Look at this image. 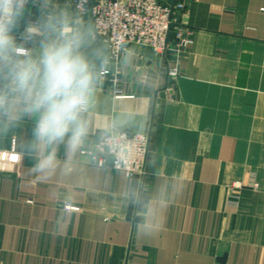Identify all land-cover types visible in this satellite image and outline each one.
Listing matches in <instances>:
<instances>
[{
    "label": "crops",
    "instance_id": "obj_1",
    "mask_svg": "<svg viewBox=\"0 0 264 264\" xmlns=\"http://www.w3.org/2000/svg\"><path fill=\"white\" fill-rule=\"evenodd\" d=\"M178 23L180 56L127 46L121 96L97 87L95 131L150 134L140 205L138 181L94 164V135L34 172L25 118L0 134V264H264V0H190Z\"/></svg>",
    "mask_w": 264,
    "mask_h": 264
},
{
    "label": "clouds",
    "instance_id": "obj_2",
    "mask_svg": "<svg viewBox=\"0 0 264 264\" xmlns=\"http://www.w3.org/2000/svg\"><path fill=\"white\" fill-rule=\"evenodd\" d=\"M94 41L92 25L55 0H0V134L34 121L24 152L35 155L36 173L56 168L58 145L74 157L93 135L91 156L121 163L116 133L126 121L93 129L97 87L109 67ZM142 187L137 182L130 194L137 206Z\"/></svg>",
    "mask_w": 264,
    "mask_h": 264
},
{
    "label": "built area",
    "instance_id": "obj_3",
    "mask_svg": "<svg viewBox=\"0 0 264 264\" xmlns=\"http://www.w3.org/2000/svg\"><path fill=\"white\" fill-rule=\"evenodd\" d=\"M60 1L79 13V18L92 21L95 36L105 44L108 57L109 67L102 82L108 83L116 96L122 94L121 62L127 46L148 48L160 57L176 50L178 57L192 43V32L178 23V16L190 0H175L174 6L165 0H88L83 5L81 0ZM177 73L175 69L171 75ZM116 134L123 137L120 164L113 165L102 156L93 158L94 144L88 154L95 165L123 172L129 181L142 182L147 174L150 134L126 129H119ZM242 188L241 182L233 183L232 198L236 197L233 192Z\"/></svg>",
    "mask_w": 264,
    "mask_h": 264
},
{
    "label": "water",
    "instance_id": "obj_4",
    "mask_svg": "<svg viewBox=\"0 0 264 264\" xmlns=\"http://www.w3.org/2000/svg\"><path fill=\"white\" fill-rule=\"evenodd\" d=\"M168 2H169V4L171 5V6H174V4H175V0H168ZM225 257L224 258H220L218 261H219V263H222V264H224L225 263Z\"/></svg>",
    "mask_w": 264,
    "mask_h": 264
},
{
    "label": "rangeland",
    "instance_id": "obj_5",
    "mask_svg": "<svg viewBox=\"0 0 264 264\" xmlns=\"http://www.w3.org/2000/svg\"><path fill=\"white\" fill-rule=\"evenodd\" d=\"M57 1V0H56ZM58 1H60V0H58ZM64 2V1H63ZM66 3V2H65ZM68 5V4H67Z\"/></svg>",
    "mask_w": 264,
    "mask_h": 264
}]
</instances>
